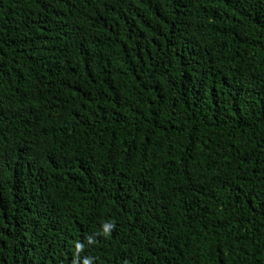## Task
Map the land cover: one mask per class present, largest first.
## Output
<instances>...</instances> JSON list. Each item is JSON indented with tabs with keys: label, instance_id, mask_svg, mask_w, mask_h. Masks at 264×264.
Listing matches in <instances>:
<instances>
[{
	"label": "trees",
	"instance_id": "1",
	"mask_svg": "<svg viewBox=\"0 0 264 264\" xmlns=\"http://www.w3.org/2000/svg\"><path fill=\"white\" fill-rule=\"evenodd\" d=\"M0 264H264V0H0Z\"/></svg>",
	"mask_w": 264,
	"mask_h": 264
}]
</instances>
